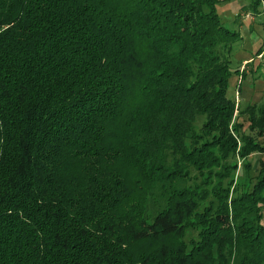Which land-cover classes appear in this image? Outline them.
Here are the masks:
<instances>
[{
  "label": "trees",
  "instance_id": "16d2710c",
  "mask_svg": "<svg viewBox=\"0 0 264 264\" xmlns=\"http://www.w3.org/2000/svg\"><path fill=\"white\" fill-rule=\"evenodd\" d=\"M218 2L0 0V264H264Z\"/></svg>",
  "mask_w": 264,
  "mask_h": 264
},
{
  "label": "rangeland",
  "instance_id": "374dc122",
  "mask_svg": "<svg viewBox=\"0 0 264 264\" xmlns=\"http://www.w3.org/2000/svg\"><path fill=\"white\" fill-rule=\"evenodd\" d=\"M218 1L215 12L221 25L236 34L227 56L230 75L226 90V97L236 108L233 115V124L239 125L236 136L255 138V131L248 128L247 114L242 112L246 107H264V0ZM259 159L264 165V153L251 154L244 159L231 158L229 162L236 168L229 177L232 183L246 187L249 178L259 170Z\"/></svg>",
  "mask_w": 264,
  "mask_h": 264
}]
</instances>
